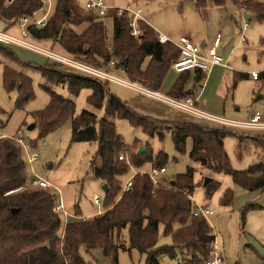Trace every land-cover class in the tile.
Listing matches in <instances>:
<instances>
[{
	"label": "trees",
	"instance_id": "1",
	"mask_svg": "<svg viewBox=\"0 0 264 264\" xmlns=\"http://www.w3.org/2000/svg\"><path fill=\"white\" fill-rule=\"evenodd\" d=\"M216 6H223L226 0H210ZM234 5L244 6L264 21V3L253 0H229ZM43 8L42 0H16L7 6L0 0V19L10 26ZM195 9L207 17V0H195ZM114 38L108 43L104 18L86 10L79 0H58L54 14L42 29L29 28L30 36L36 41L57 43L68 57L97 69L123 72L131 83L159 92L174 63L180 58V50L171 43L159 42L156 31L147 23L139 21L141 35H132L130 18L119 17L112 12ZM85 26L82 31L78 29ZM0 43V54L8 64H21L18 56L9 46ZM5 57V58H4ZM111 62L114 66L111 67ZM29 66V65H28ZM54 63L45 67H33L50 84L67 87L73 96L88 89V102L95 109L105 108L113 120H126L133 127L141 128L147 135L163 136L166 131L162 122L137 115L121 99L110 93L109 81H100ZM70 69V68H69ZM207 76L206 70L198 69L194 79L201 83ZM191 72L180 73L168 96L179 101L188 100L194 90H187L186 84ZM249 75L236 74L237 82ZM4 85L8 92L17 89V108L24 107L34 99L30 78L6 65ZM195 89V88H194ZM48 106L33 114L40 120L39 138H45L72 118L74 141L97 142L98 150L91 163L95 179L106 183L104 210L89 219L66 222L62 229V211H56L58 197L49 188H30L22 146L11 138L0 141V264H90L82 251L97 249L118 264L120 251L137 250L147 257V264H159L163 255L182 256L181 264H204L213 252L215 235L208 220L195 216L196 205L192 200L195 188L202 186L208 199L221 188L214 178L204 185L195 183V169L189 167L186 173L172 180H163L162 187L155 188L148 175H137L133 186L126 192L124 184L132 174V168L146 165L165 167L167 155L148 151L139 154L129 152V162L119 160L128 148L117 133L116 125L108 119H98L89 111L75 116L76 105L51 89ZM167 130L178 152H183L187 138L193 141L191 159L216 174L231 176L233 182L249 191L264 189V141L259 140L262 164L237 171L231 167L224 149V140L232 133L226 129H203L194 123L174 124ZM241 138L240 141H242ZM139 152L140 147H136ZM129 151V150H128ZM240 154L242 151L240 150ZM174 181V185L171 182ZM30 182V183H29ZM234 193L225 190L221 206L232 205ZM253 207V206H251ZM65 218V217H64ZM66 220V218H65ZM178 226V228H176ZM165 236L172 237V246L157 248L160 229ZM127 231V244L123 232Z\"/></svg>",
	"mask_w": 264,
	"mask_h": 264
},
{
	"label": "rangeland",
	"instance_id": "2",
	"mask_svg": "<svg viewBox=\"0 0 264 264\" xmlns=\"http://www.w3.org/2000/svg\"><path fill=\"white\" fill-rule=\"evenodd\" d=\"M57 1L46 0L44 11L37 14V17L48 15V18H51L55 12ZM253 1L264 3V0ZM106 2L114 7L130 5L135 10L145 5L141 10V16L157 31L167 33L174 42H177L181 36H188L199 46L201 40L211 46L217 34L221 33L223 38L218 53L231 66V70L218 66L210 68L206 70L207 76L200 85L193 77H190L186 89L194 90L196 93L200 92V96L204 98L199 101L197 107L208 114L246 122L250 120L251 116L259 113L264 121V83L249 78L239 81L235 87H232L233 80L230 75L237 71L251 74L264 70V59L260 57L264 52V21H259L257 17L250 20L245 19L244 15L249 12L242 11L241 5H234L229 0H226L223 6H216L207 0L206 18L201 17L195 11V0H106ZM104 22L110 44L114 38L113 20L108 16L104 18ZM246 23H248V27H245ZM84 27L81 26L78 30L82 31ZM3 31L22 38V30L18 23L10 26L0 19V32ZM25 40L58 55L67 56L57 43L39 42L32 36ZM6 46L15 52L21 64H8L4 59H0V134L15 140L17 137L23 139L22 156L26 162L30 182L34 178L48 181L51 184L48 190L54 192L59 198L58 203L60 200L63 202L65 211L71 216L85 219V217L94 216L104 210L106 194L102 189L101 182L94 178L91 170V163L98 150V143L74 141L72 118L45 138H39L40 120L34 118L33 114L48 106L50 95L47 89H51L75 103V116L80 115L83 111H89L94 113L98 119L113 121L117 133L123 138L130 154L135 151L139 153L137 146L146 149L150 147L154 155L160 152L165 153L167 155L165 163L167 172L163 175V180H172L177 175L186 173L191 167L195 169L196 184L205 182L206 178H214L219 181L221 188L210 199L207 198L202 186L196 187L192 194V200L196 206L212 212L207 220L216 237L217 251L235 264H264V189L245 190L236 185L231 176L216 174L200 163L194 162L190 157L193 146L192 139L187 138L183 152H178L173 142L172 131L167 129L173 127L174 124L194 123L203 129L230 131L232 135L225 138L224 149L229 156L231 167L237 171L247 170L250 166L262 162L261 143L258 142L259 140L264 141V130L220 125L198 118L169 103L149 98L132 88L110 83V93L123 102H127L137 115L164 123L161 125L166 130L163 132V136L159 134L149 136L141 128L133 127L126 120L111 119L105 112V108L95 109L91 106L88 102L91 95L90 90L84 89L78 96H73L67 87L48 83L41 73L33 68L52 65L55 63L54 61L21 46ZM0 58H3L1 54ZM6 65H10L11 68L32 81L34 99L22 108H17L18 90L8 92L5 88ZM62 69L71 71L68 67H62ZM112 74L123 80H128L120 70L112 71ZM178 77L176 72L171 69L164 82V89L160 92L165 93L167 85ZM258 95L261 98H257ZM33 124L35 127L29 130V126ZM241 138H243L242 141H240ZM240 150L242 154H240ZM34 154H37L38 158L31 163L29 158ZM150 167L149 164L140 169L148 170ZM27 186L34 188L31 185H26V188ZM227 189H231L234 193L233 202L231 206L223 207L220 202ZM96 197L99 198V204L95 203ZM74 219L65 220L64 217L62 218L61 234L64 224ZM123 237L127 244V231L123 232ZM172 244V237L165 236L161 228L157 248L172 246ZM176 252L177 257L175 258L168 255L161 256L159 264H181L182 256L178 250ZM82 253L90 264H113L112 258L105 256L100 249L91 252L83 250ZM118 264H147V257L141 255L137 250L120 251Z\"/></svg>",
	"mask_w": 264,
	"mask_h": 264
},
{
	"label": "built area",
	"instance_id": "3",
	"mask_svg": "<svg viewBox=\"0 0 264 264\" xmlns=\"http://www.w3.org/2000/svg\"><path fill=\"white\" fill-rule=\"evenodd\" d=\"M16 0H6V5H12ZM46 0H42L43 8L34 14L33 16L25 17L19 22L20 29L22 30L21 35L22 38H17L12 36L5 31L0 32V43L4 45H17L21 46L26 49L33 50L37 53L42 54L43 56L47 57L48 59L60 63L75 72L85 74L88 77L98 79L100 81H109L111 83L123 85L129 88L137 89L140 92L146 93L147 95L155 96L160 98L161 100L181 109H184L191 113L192 115L207 120L211 122L218 123L220 125L241 128V129H252V130H264V121L262 119V115L259 113L254 114L250 120L246 122L240 121H233L229 120L224 117H219L215 115L208 114L196 108L191 100H187L186 102L166 99L160 96L153 94L152 92L146 91L137 87L136 84L123 80L119 77H116L114 74L110 73L107 70H101L84 64L76 59H73L68 56H61L58 55L50 50L45 48L35 46L33 44L28 43L25 39L30 37L29 28L31 26H35L37 29L44 28L48 23V15L43 17H37V14L44 11L45 2ZM82 6L89 11L94 12L99 18H105L110 16L112 12L116 13L117 16H127L130 18V25L132 27V35L138 37L141 35V29L139 27V21H143L149 24L142 16H141V9H133L130 5L123 6V7H114L109 5L106 0H79ZM150 25V24H149ZM151 26V25H150ZM152 27V26H151ZM153 28V27H152ZM154 29V28H153ZM155 30V29H154ZM159 42L162 44L171 43L176 48L180 50V58L174 63L173 70L176 73H183V72H191L195 73L196 70H208L215 66H221L224 68H231L225 61L224 58L218 53V47L221 44V35L218 34L214 44L208 49V52L205 54L202 52V49L199 45L195 44L192 39L188 36H182L177 42H174L169 37L163 35L159 31L155 30ZM114 62H111V67L114 66ZM264 75V70L261 72H252L249 76L257 81ZM6 138V136L0 134V141ZM16 141L23 145V139L21 137H17ZM38 158L37 154H34L29 158V161L32 163ZM119 160L127 161L130 164L129 160V151L127 150L124 154L119 156ZM132 174L129 176L127 181L124 184L123 191H128L133 186V180L137 175H148L152 180V183L155 188H159L164 186L162 177L167 172L165 167H160L158 165H152L148 170L145 169H137L132 168ZM31 187H42V188H50L51 184L44 180L34 178L31 183ZM95 203L99 204V198H95ZM56 211H62L64 217L66 218L68 213L65 211L63 204H60L56 207ZM195 216H202L204 218H208V216L212 215V212L208 209H203L196 206L194 211ZM217 244L216 240L213 244V252L209 259L205 261L204 264H235L227 260L221 253H219L216 249Z\"/></svg>",
	"mask_w": 264,
	"mask_h": 264
},
{
	"label": "crops",
	"instance_id": "4",
	"mask_svg": "<svg viewBox=\"0 0 264 264\" xmlns=\"http://www.w3.org/2000/svg\"><path fill=\"white\" fill-rule=\"evenodd\" d=\"M145 7V5H143V6H140V7H138L137 9H143ZM240 8H241V10L242 11H245V12H249L244 6H240ZM195 11H196V9H195ZM197 12V11H196ZM247 15V16H246ZM248 15H251L252 17L250 18V17H248ZM244 17H245V19H247V20H250V19H252L253 17H256V15L254 14V13H252V12H249V14H245L244 15ZM248 23H246L245 24V27H248V25H247ZM155 29V28H154ZM156 30V29H155ZM160 33H162L163 35H165V36H167V37H169V35L167 34V33H163V32H160ZM218 34H220L221 35V38H223L222 37V34L221 33H218ZM217 34V35H218ZM182 37V36H181ZM217 37V36H216ZM170 38V37H169ZM193 41V40H192ZM245 41V40H244ZM244 41H243V43H244ZM263 41H264V39H263ZM194 42V41H193ZM215 42V41H214ZM214 42H213V44H214ZM195 43V42H194ZM196 44V43H195ZM221 44H222V39H221ZM221 44H220V46H221ZM198 45V44H197ZM212 46V45H211ZM211 46H208V44L206 43V42H204L203 40H201L200 41V47H201V49H202V52L203 53H207L208 52V49L211 47ZM220 46L218 47V49L220 48ZM260 57H261V59H264V52H262L261 53V55H260ZM228 64V63H227ZM229 65V64H228ZM230 66V65H229ZM215 67H217V66H215ZM215 67H212V68H215ZM218 67H221V66H218ZM231 67V66H230ZM222 68H224V67H222ZM224 69H227V68H224ZM228 69H230L231 70V68H228ZM264 69V68H263ZM240 73H244V74H248V73H246V72H233V73H231L230 75L232 76V80H233V83H232V87H235L234 86V79H235V76H236V74H240ZM178 76H180V74L179 73H176ZM249 75V74H248ZM191 77H193L194 78V73H191ZM249 78L250 79H252L250 76H249ZM248 78V79H249ZM248 79H244V80H248ZM253 80V79H252ZM177 81V78L174 80V81H172V82H170L168 85H167V87L165 88V90H164V92L165 93H161L160 91L162 90V89H164L163 87H164V84H163V86H162V88H161V90L159 91V92H154V91H149V90H147V89H144L143 87H141L138 83H134V84H136L137 85V87H139V88H141V89H144V90H146V91H149V92H152L153 94H155V95H157V96H160V97H163V98H166V99H172L171 97H169L168 96V94H169V92H170V90L172 89V87H173V85L175 84V82ZM204 81V80H203ZM202 81V82H203ZM229 81H230V79H229ZM243 81V80H242ZM253 81H255V80H253ZM257 81H261V82H263L264 83V75H262L261 76V78L259 79V80H257ZM256 81V82H257ZM231 82V81H230ZM238 83V82H237ZM236 83V84H237ZM199 85H200V83H199ZM123 86V85H122ZM203 88V87H202ZM133 89V88H132ZM135 91H137L138 93H140V94H143V95H146L147 97L149 96V98H152V99H156V100H159V101H162V102H165V101H163V100H161L160 98H158V97H155V96H151V95H147L146 93H143V92H140V91H138L137 89H134ZM190 90V89H189ZM203 90V89H202ZM202 98H204L203 96H200V92L199 93H196V91H194V95L192 96V97H190L188 100H191L192 101V104L196 107V108H198L197 107V105L199 104V101L202 99ZM257 98H261V96L260 95H258L257 96ZM172 100H176V99H172ZM187 100H185V101H182V102H186ZM167 103V102H166ZM200 110V109H199ZM202 111V110H201ZM203 112H205V111H203ZM212 115V114H211ZM252 117V116H251ZM259 157V156H258ZM101 182V184H102V186L104 185V183L102 182V181H100ZM60 202L63 204V202L60 200ZM59 202V203H60ZM63 206H64V204H63ZM65 209V208H64ZM103 211H99L96 215H98V214H100V213H102ZM68 215L69 216H67L66 217V220H68V219H72V218H75L76 220H79L80 218H78L77 216H71L69 213H68ZM96 215H94V216H96ZM94 216H91V217H85V219H88V218H92V217H94ZM74 219V220H75ZM84 219V218H83ZM215 240H216V237H215ZM223 255V254H222Z\"/></svg>",
	"mask_w": 264,
	"mask_h": 264
},
{
	"label": "water",
	"instance_id": "5",
	"mask_svg": "<svg viewBox=\"0 0 264 264\" xmlns=\"http://www.w3.org/2000/svg\"><path fill=\"white\" fill-rule=\"evenodd\" d=\"M247 16V15H246ZM248 17H252L251 15H248ZM35 127V124H33V125H31V126H29V130H32L33 128ZM147 151V149L146 148H144V147H140V149H139V154H142V153H144V152H146ZM262 164V162L260 163V165ZM211 180V178H206L205 179V182H204V185H206L209 181ZM174 181H172L171 182V185H174ZM102 189L104 190V192H105V194H107L108 193V191H109V187H108V185L105 183L103 186H102Z\"/></svg>",
	"mask_w": 264,
	"mask_h": 264
}]
</instances>
